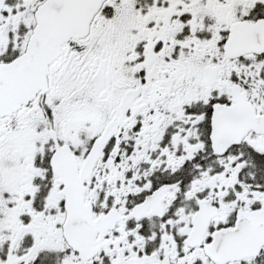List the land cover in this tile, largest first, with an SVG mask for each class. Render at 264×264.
Returning a JSON list of instances; mask_svg holds the SVG:
<instances>
[{"label": "snow or ice", "instance_id": "obj_1", "mask_svg": "<svg viewBox=\"0 0 264 264\" xmlns=\"http://www.w3.org/2000/svg\"><path fill=\"white\" fill-rule=\"evenodd\" d=\"M0 264H264V0H0Z\"/></svg>", "mask_w": 264, "mask_h": 264}]
</instances>
